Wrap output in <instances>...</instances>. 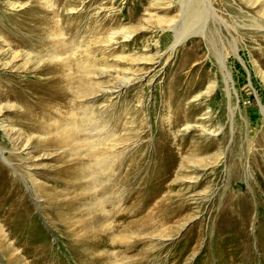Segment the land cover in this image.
<instances>
[{"label":"rangeland","instance_id":"obj_1","mask_svg":"<svg viewBox=\"0 0 264 264\" xmlns=\"http://www.w3.org/2000/svg\"><path fill=\"white\" fill-rule=\"evenodd\" d=\"M31 16L0 55V264H264V0H0V34Z\"/></svg>","mask_w":264,"mask_h":264},{"label":"bare ground","instance_id":"obj_2","mask_svg":"<svg viewBox=\"0 0 264 264\" xmlns=\"http://www.w3.org/2000/svg\"><path fill=\"white\" fill-rule=\"evenodd\" d=\"M184 2H186L187 4V7H192L194 6L195 4H199V0H183ZM201 1V0H200ZM201 3V2H200ZM202 4H206L208 5L209 4V0H202ZM28 11L29 10H33L34 11V8H28L27 9ZM37 10V9H36ZM202 10V9H201ZM200 12V10H199ZM198 13V12H197ZM29 17V16H28ZM24 19V18H23ZM25 20V19H24ZM31 20L33 21V24L31 25H25L27 28L26 30L30 33L28 37L26 38H21V39H17V33L16 32H10V33H7V35L5 37H3V35L0 34V39H2L3 42H5V44L7 45V48H5L3 45L0 47V55H7L9 60H8V63L10 64L11 61L14 60V58H17L18 56H16L19 51L16 49L18 47H22V46H36L39 44V41L37 39V37H39V35L43 34L46 30V26L48 25V19L47 17H33L31 16ZM27 21V20H26ZM36 23L38 24H41V25H44V27H41V28H35V25ZM20 25V24H19ZM25 28V27H24ZM2 30L6 31L7 28L5 26H2ZM204 30L203 27H199L196 29V31H200L202 32ZM3 31V32H4ZM62 31V30H61ZM19 32V31H18ZM195 33V32H194ZM62 34V33H61ZM20 36V35H19ZM54 39H57L59 40L61 38V36L59 38H55L53 37ZM52 38V39H53ZM16 39V40H15ZM55 42V41H54ZM61 43V42H60ZM58 43V44H60ZM54 47V46H53ZM30 48V47H29ZM58 48V47H57ZM60 48V47H59ZM12 49H15V50H12ZM56 49V47H55ZM12 50V51H11ZM28 51V50H27ZM54 51V50H53ZM60 51V50H59ZM58 50L57 51H54L52 52V54H50L49 56H47L46 58H40L39 56H37L36 58V64H35V71L36 72H42V71H46L47 73H51V74H55L56 72H58L59 69H61L62 66H64L66 63L68 64L67 61V58H69L70 56H73L75 55V52L73 51L71 54H66L65 51H60L59 52ZM25 55V60L23 61L24 64L28 63L29 61L33 60L32 59V55L29 53V52H26L24 53ZM240 59V58H239ZM241 60V59H240ZM40 62H42V64H39ZM13 65V64H12ZM69 65V64H68ZM67 67V66H66ZM80 68V67H79ZM62 70V69H61ZM92 71L93 69L91 68V66L89 65H82L81 66V70H80V73L82 75H84L85 78H82V83L79 85V88H78V91L77 93L79 94V96H86V95H90L93 88H94V82L91 80V78L93 77L92 75ZM39 85L41 86V88H37L35 89L34 87H31V92L30 94L34 97H40L42 98L44 101H54V96H53V93L54 92H57V95L59 97H61V92H60V87L58 86V84L55 82V80L50 77L49 79L45 80V82H43V80H39ZM42 87L46 88L45 91H43V94L41 93L42 91ZM60 92V93H59ZM87 97V96H86ZM86 99V98H85ZM87 100V99H86ZM106 107V106H105ZM70 126H74V124H71ZM77 133V132H76ZM11 135L13 134H8V136L10 137ZM19 135H16L14 138H11V142L13 144V147L17 150L20 146L17 145V141L19 140ZM24 146H22L23 148ZM90 149H92V146L90 145L89 146ZM141 192V191H140ZM156 196V195H155ZM141 200V199H140ZM129 199H127L126 204L128 203ZM146 198L143 199V203L145 204L146 203ZM141 202V201H140ZM127 206V205H126ZM125 206V209L126 211L123 212V214H119L117 216V220L119 221L118 222V225H122L123 223L121 222H124L126 221L125 219V215L124 214H127L128 211H130V208L129 207H126ZM143 205H140L138 208L135 209L134 214H141L142 213V208ZM144 221V219H143ZM139 223V222H138ZM143 223V222H141ZM124 225V224H123ZM99 241V240H98ZM131 246V245H130ZM105 248V247H104ZM102 247L101 246H93L92 245H89V248L87 251V254L84 253V258H88V259H91L93 262L91 264H99V258H100V255H96V254H99L100 252H102L103 250H101ZM123 251H130L131 250V247H126L124 249H122ZM121 250V251H122ZM144 250L142 249H139L136 251V254H141L143 253ZM152 252V251H151ZM109 254V253H108ZM118 255V254H117ZM119 256V255H118ZM173 256V255H172ZM99 257V258H98ZM103 258V257H102ZM106 258V257H105ZM118 258V257H117ZM116 258V259H117ZM143 260H146V259H143ZM114 262V261H113ZM118 262V261H117ZM115 263V262H114ZM176 262H172V264H175ZM108 264V263H107ZM117 264V263H116Z\"/></svg>","mask_w":264,"mask_h":264}]
</instances>
